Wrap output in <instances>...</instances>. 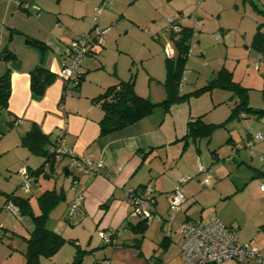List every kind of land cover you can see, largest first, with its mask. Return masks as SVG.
I'll list each match as a JSON object with an SVG mask.
<instances>
[{"label":"crops","instance_id":"1","mask_svg":"<svg viewBox=\"0 0 264 264\" xmlns=\"http://www.w3.org/2000/svg\"><path fill=\"white\" fill-rule=\"evenodd\" d=\"M99 1L0 0V53L10 52L13 57L10 60L0 58V76L8 68L10 82L7 107L0 109V155L8 157L6 171L15 170L21 185L22 168L33 171L42 165L44 158L30 152L22 143V137L32 127L38 128L51 141L64 135L66 147L80 159L104 161L105 174L90 177L75 176L67 158L57 160L53 177L49 180L39 178L28 192H32L30 203L36 213L39 212L36 199L44 191L63 194V199L50 211L46 226L72 241L76 248L92 251L83 257L82 264H183L178 225L186 220L209 222L215 219L227 228L236 229L237 243L253 244L263 259L261 263L229 260L222 264H264V193L261 189L264 186V156L258 158L259 164L254 163L255 152L244 148L249 135L241 138L243 148L238 147L241 141L230 140L224 156L212 150L208 167L212 177L205 184L204 177H196L201 175L197 171L202 159V150L197 147L199 140L190 141L186 148L178 141L186 134L188 120L176 127L170 112L156 108L151 115L132 125L101 135L100 121L104 111L96 100L108 87L132 77L136 94L151 99V93L143 86L163 85L167 71L165 46H171L173 58L177 55L175 38L165 30L168 16L187 17L182 27L192 30V40L198 39L200 48L202 42L216 33L228 41L232 35L237 37L243 28L214 20L215 12L223 9L214 0H114L104 7L97 26L110 28L112 21H116L115 28L127 21L130 27L123 36L121 33L110 35L109 30L104 45L95 47L82 60L79 82L65 83L58 76L66 62L65 50L72 40L94 28L93 17ZM130 7L136 11H127ZM138 24L148 26L145 33L162 44L161 54L152 53L145 42L138 51L124 46L121 40L127 37V32L142 34ZM256 29L250 43L254 42ZM27 40L38 42L40 47ZM37 68L53 75L42 95H36L31 89V74ZM158 96H164L161 89ZM233 151L232 159L224 162ZM231 160L237 162V166L234 167ZM242 165L248 168L245 175L239 173ZM48 169L44 167L45 171ZM60 175L68 178L67 188L64 184L58 187ZM182 177L190 178L179 185ZM74 178L76 188L71 185ZM143 186H149L157 194L155 216L151 221L131 215L128 193ZM179 186L185 203L172 214L167 194ZM38 188L40 191H36ZM76 196L81 197V205L70 214V205ZM16 210L19 216H14L22 227L24 235L21 237L25 242L33 230V223L29 217L21 216L17 207ZM0 225L5 231L10 227L17 229L7 216ZM99 230H119V233L113 244H104ZM12 240L13 236L9 241ZM24 246L17 251L10 242V249H1V252L8 263L25 264L26 242ZM64 247L53 257H41L40 264H70L76 250ZM16 255L19 258L15 259ZM61 255L63 258H59Z\"/></svg>","mask_w":264,"mask_h":264},{"label":"rangeland","instance_id":"2","mask_svg":"<svg viewBox=\"0 0 264 264\" xmlns=\"http://www.w3.org/2000/svg\"><path fill=\"white\" fill-rule=\"evenodd\" d=\"M186 1L190 2L188 0ZM195 1L197 2L198 0ZM214 2L220 5L221 9L223 8L220 13L217 11L215 12V17L213 16V18H215L214 20L221 23H228L239 29L243 28L245 33L240 29L238 36L233 37L232 35L229 37L230 39H228V41L221 38L222 35L218 38L211 36L206 42H202L201 48L198 42L199 40L194 38L192 40V48H190V52L185 61L184 73L182 76L185 78V82L183 85L179 84L178 87V96L185 95V99L171 103L168 109L161 107L159 109L162 112L164 110V112L171 113L176 127L181 126L185 120H195L202 115V121L205 124H224L223 127L216 129L212 133L209 144L207 139H199L197 147L199 146L202 150V159L199 162L206 168L210 167L212 159L210 154L212 150H216L220 156H224L225 153H227L226 147L229 146L230 140L234 139L238 142L241 141L238 147L243 148L242 137L244 138L251 132L257 131L264 135V115L258 114V110L264 109V59H260L261 54L256 50V47L253 46L254 42L250 43L254 29L257 28L258 25H261V32L264 33V0H214ZM130 8L131 9L126 10L129 12L136 11V9ZM107 10L108 9H106L105 12ZM115 25L116 21H112L110 25V35L116 36L118 33H121V36H123V33L130 27L127 21H122L114 28ZM138 26L142 34L133 31L127 32V37H123L121 40V42H125L124 46L132 51H138L141 48V43L145 42L146 48L151 47L152 53L155 51L161 54L162 44L160 45L156 40L150 38L149 34L144 31L148 26L142 24H138ZM220 71L224 73L221 79L224 83L226 79H230L229 81L242 89L240 90V94H243L241 97L247 98L248 106L251 108L250 111L241 110L230 118L235 108L240 103V95H236L237 90L232 91L228 88L216 87L199 95L191 94L209 85L214 79L218 78L220 76ZM153 82L155 81L153 80ZM154 85L157 86V88L152 86L143 87H145V91L151 93V102L160 103L166 99V91L163 85H159L158 83H154ZM159 89L164 92V96L160 98L158 96ZM253 148L256 154L254 163L259 164L257 163L259 160L258 158L264 156V140L262 142H254ZM229 156L223 159L224 162L230 160ZM230 162H232V160ZM7 164L8 157L0 155V214H2L0 216V221L2 222L4 216H7L9 222L12 221L14 225H17V229L12 230L10 227V229L6 231L3 229L0 230V264H18L19 262L16 261L15 263H8L7 258H5V255L1 252V249H10L8 247L10 242L17 251L25 247V242L21 237V235H24L22 227L17 218H15L17 214L14 216V214L4 211L2 209L3 202L6 198V194L17 193V196L21 195L31 198L32 192H23L20 185V177L15 170H11V172L6 171ZM231 164L234 167L237 166V162H232ZM155 165L156 167L158 166V159L155 161ZM247 170V166L242 165L239 169V173L245 175ZM208 173L209 176L212 177L211 168L208 169ZM168 175L167 177H169ZM155 176L160 177L161 175L155 173ZM196 177L200 178L203 177V175H197ZM63 184L65 188H67L68 178L64 177V175H60L58 178V187ZM36 191H40V188ZM11 230L14 234L10 232ZM12 236L13 240L9 241L12 239ZM63 246H65L64 248H73L76 250L74 243L69 240H66ZM63 246H61L59 250ZM17 258H19V255L15 256V259ZM59 258H63V255L59 256Z\"/></svg>","mask_w":264,"mask_h":264},{"label":"trees","instance_id":"3","mask_svg":"<svg viewBox=\"0 0 264 264\" xmlns=\"http://www.w3.org/2000/svg\"><path fill=\"white\" fill-rule=\"evenodd\" d=\"M192 35L193 32L188 27H182L180 33L172 34L171 38H175L174 43L177 55L172 59H165L167 71L163 86L167 97L164 101L160 103H153L148 98L137 95L134 89L133 77L129 81L119 82L117 85L108 87L96 98L97 102L100 103L101 108L104 111V116L100 121L101 135L123 129L151 115L156 108L161 107L168 109L171 103L185 99V95L178 96V87L179 81L184 73L185 61L188 56L189 44L192 40ZM27 42L31 45L40 47L39 43L36 41L31 42L27 40ZM254 46L261 56L264 57V33L261 32V25L257 26ZM0 58L10 60L13 57L10 52H2L0 53ZM222 71H220V76L214 79L209 85L202 87L191 94L199 95L216 87L224 89L228 88L232 91L237 90L236 95H240V103L235 108L230 118L235 116L241 110L250 111L251 108L248 106L247 98L241 97V95L243 96V94H240V90L242 89L237 87L233 82L229 81L230 79H226V82L224 83L223 80H221L224 74L221 73ZM52 79L53 75L48 71L42 68H37L31 74L32 91L36 95H42ZM9 84V70L7 68L5 73L0 76V109L7 107ZM258 114L264 115V109L258 110ZM202 117L203 115L197 117L195 120H189L187 122L186 134L178 140L183 142V148H186L190 141H197L199 139H207V141H210L212 133L216 129L224 126L223 123L216 125L205 124L202 121ZM55 140L51 141L36 127H32V129L22 137L23 145L26 146L30 152L44 158V161L39 168L33 171H29L27 169L30 176L33 177V186L37 183L39 178L49 180L53 177L52 173L57 160L50 151ZM46 164L49 167L48 171L44 170ZM66 173H68V171H66ZM62 199L63 194L56 193L54 190L44 191L36 199L39 209V212L36 213L30 203L29 197H22L14 194L6 195L5 203L7 201H11L13 205L18 208L20 215L29 217L33 223V230L28 239L25 240V264H40L41 257H52L58 252L59 248L66 243V240L63 237L49 230L46 226L50 211ZM90 252L92 251H85L76 248L75 256L70 264H82L83 257Z\"/></svg>","mask_w":264,"mask_h":264},{"label":"built area","instance_id":"4","mask_svg":"<svg viewBox=\"0 0 264 264\" xmlns=\"http://www.w3.org/2000/svg\"><path fill=\"white\" fill-rule=\"evenodd\" d=\"M114 0H100L98 7L95 9L93 20L94 28L85 34L76 37L67 46L65 50L66 62L58 73V76L65 82L79 81V66L82 60L92 53L95 47L104 45L110 28H100L97 26L99 17L107 4ZM188 20L185 16L168 17L166 20L165 30L172 34H178L182 30L183 23ZM194 35V33H193ZM219 37L220 33H216ZM172 48L166 45L164 48L165 57L172 59ZM260 59H264L262 56ZM185 78L182 77L180 85H183ZM264 135L257 131L249 134V139L244 145L250 153L254 152V142H262ZM51 154L56 160L67 158L72 172L75 176H97L105 174L104 161L92 162L86 159H80L75 156L74 152L66 147L64 135L56 137ZM234 152L229 159H232ZM264 161V157H262ZM47 164L45 168H47ZM197 171L203 175V182L208 184L210 176L208 168L198 163ZM22 177L21 189L28 193L33 187V177L30 176L26 168L20 170ZM76 178V177H75ZM72 180V187H77L76 179ZM189 178L182 177L179 179V185L185 183ZM264 193V186L261 187ZM157 194L149 186H143L138 190H131L128 193L131 207V215L139 217L144 221H151L155 216V201ZM169 211L173 214L179 211L185 203V198L180 190V186L167 194ZM81 205V197L76 196L70 205V214H73ZM3 209L8 213L17 214L16 207L11 201H7ZM1 227V225H0ZM119 230H109L105 232L99 230L98 234L104 244H113L114 237ZM178 233L181 239L180 256L183 264H222L225 261L235 260L237 262H258L261 263L262 253L251 243L238 244L237 231L234 228H227L219 219L209 222L186 220L178 225Z\"/></svg>","mask_w":264,"mask_h":264},{"label":"water","instance_id":"5","mask_svg":"<svg viewBox=\"0 0 264 264\" xmlns=\"http://www.w3.org/2000/svg\"><path fill=\"white\" fill-rule=\"evenodd\" d=\"M30 0H22V2H29Z\"/></svg>","mask_w":264,"mask_h":264}]
</instances>
